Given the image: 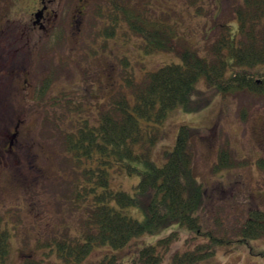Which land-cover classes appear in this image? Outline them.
Masks as SVG:
<instances>
[{"label":"rangeland","instance_id":"obj_1","mask_svg":"<svg viewBox=\"0 0 264 264\" xmlns=\"http://www.w3.org/2000/svg\"><path fill=\"white\" fill-rule=\"evenodd\" d=\"M140 1L145 2L149 15L175 25L174 38L178 43L182 40L181 45L196 47L201 55L206 54L204 50L220 34L223 23L231 24L229 30L235 29L233 9L236 3H242V0H136ZM105 12L106 0H88L77 37L46 36L36 44H32V38L30 47L17 49L19 52L15 53L18 60L31 66L27 75L6 81L7 84L0 82V109L25 111L21 117L0 116V151L5 163L0 170V215L1 226L8 235L7 264H71L57 255L55 245V241L65 236H76L82 220L72 205L74 165L65 153L58 130L69 126L64 118L66 101L71 99L72 106L80 105L86 112H92L89 117H94L93 114L109 107L119 92L132 97L130 79L138 82L145 70L180 61L172 51L145 52L138 34L131 32L124 20L118 19L112 34L104 32L109 25ZM66 19L67 15L60 28L74 29V20L70 26ZM12 28L9 24L8 33L3 36L1 58L5 62L13 58V48L24 42L23 37L13 36ZM49 73L52 81L42 96L35 95L36 90L24 95L25 84L30 81L35 88L39 87ZM5 76L6 80L10 77ZM78 98H83L82 102L78 103ZM56 99L58 102H54ZM190 99L196 101L191 103L194 108L186 109L179 103L167 111L150 156L160 164L164 151L172 148L178 128L187 125L192 129L188 139L192 172L202 190L195 213L203 230L211 228L213 234L233 239L215 245L211 255L194 264H264V236L243 242L236 239L237 229L248 218V210L254 207L264 210V168L258 164L264 158L261 148L264 96L246 89L223 94L199 78ZM17 119L21 122L12 138L11 152L6 154L2 147ZM222 150L235 162L214 170ZM138 178L136 172L129 175L115 171L110 174V184L115 189L132 192ZM123 211L137 218L143 216L142 210L134 205ZM171 228L177 229V238L160 264L170 261L174 250L181 252L207 241L187 226L173 224ZM171 228L134 236L120 247L96 244L77 264H131L138 247L156 242Z\"/></svg>","mask_w":264,"mask_h":264},{"label":"trees","instance_id":"obj_2","mask_svg":"<svg viewBox=\"0 0 264 264\" xmlns=\"http://www.w3.org/2000/svg\"><path fill=\"white\" fill-rule=\"evenodd\" d=\"M147 11L141 1L106 0L109 25L104 32L112 34L118 19L124 20L130 31L138 34L145 52L172 51L180 61L145 70L138 82L130 79L132 97L119 92L110 108L93 114L94 117H89L92 112H86L80 105L72 106L71 99L63 106L70 112L64 116L69 126L58 130L65 153L74 165L72 205L82 218L76 236L55 241L57 255L67 263L77 264L96 244L120 247L134 236L165 231L173 224L187 226L207 241L181 252L174 250L166 264H194L211 255L215 245L233 241L229 236L213 234L211 228L203 230L195 213L202 190L192 172L193 156L188 141L192 129L187 125L178 128L174 144L164 151L160 164L151 158L150 152L167 111L179 103L186 109L194 108L191 103L196 101L190 97L199 78L223 94L246 89L264 96V0L236 3L235 29L231 31V24L223 23L220 34L204 50L207 56L199 54L192 45H181L182 40L178 43L174 38L175 25ZM107 28L111 31H106ZM51 77L49 73L35 95H43ZM82 100L78 98L77 102ZM263 159L258 164L264 168ZM234 162L222 150L214 170L232 166ZM115 171L138 173L132 192L111 186L110 174ZM132 205L142 210L141 218L123 211ZM1 219L0 215V264H7L8 235ZM237 230L239 242L264 236V210L249 209L248 218ZM176 238L177 229L171 228L156 242L141 245L131 264L162 263Z\"/></svg>","mask_w":264,"mask_h":264},{"label":"flooded vegetation","instance_id":"obj_3","mask_svg":"<svg viewBox=\"0 0 264 264\" xmlns=\"http://www.w3.org/2000/svg\"><path fill=\"white\" fill-rule=\"evenodd\" d=\"M73 5V6H72ZM88 0H0V82L14 80L21 75H27L28 69L31 66H26L23 60H18L15 53L19 52L17 49H23L31 46V39L36 44L39 39L49 37H59L61 34L66 36L77 37L80 32L79 22L82 16L86 14ZM67 15V25H72L74 20L75 28L72 30L64 31L60 27L65 22ZM8 21V22H7ZM9 24L13 25L11 32L17 37H23V45L19 48H13V58L9 62H5L1 58L3 49V36L8 33ZM19 44L17 45V47ZM5 74L10 77L6 80ZM27 83V78H24ZM33 83L24 85L23 93L28 95L35 90ZM25 111H10L7 109H0V116H13L21 117ZM21 119H17L10 138L7 143L3 145L2 149L6 154L11 152L12 138L16 134L17 127L20 125ZM264 144V141L262 142ZM264 149V146L261 145ZM3 153L0 151V170L3 166Z\"/></svg>","mask_w":264,"mask_h":264}]
</instances>
